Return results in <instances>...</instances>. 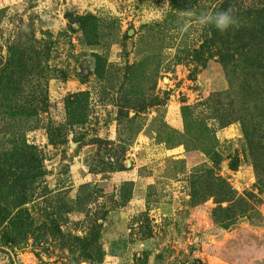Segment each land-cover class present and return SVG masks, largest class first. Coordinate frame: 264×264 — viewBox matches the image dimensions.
<instances>
[{"label":"rangeland","instance_id":"1","mask_svg":"<svg viewBox=\"0 0 264 264\" xmlns=\"http://www.w3.org/2000/svg\"><path fill=\"white\" fill-rule=\"evenodd\" d=\"M0 264H264V0H0Z\"/></svg>","mask_w":264,"mask_h":264},{"label":"clouds","instance_id":"2","mask_svg":"<svg viewBox=\"0 0 264 264\" xmlns=\"http://www.w3.org/2000/svg\"><path fill=\"white\" fill-rule=\"evenodd\" d=\"M201 25H213L221 33L237 24L235 17L228 11L205 13L199 17Z\"/></svg>","mask_w":264,"mask_h":264},{"label":"trees","instance_id":"3","mask_svg":"<svg viewBox=\"0 0 264 264\" xmlns=\"http://www.w3.org/2000/svg\"><path fill=\"white\" fill-rule=\"evenodd\" d=\"M34 162L30 161L29 165L27 164V168H31V164H33ZM39 165V164H38ZM40 167V166H39Z\"/></svg>","mask_w":264,"mask_h":264}]
</instances>
